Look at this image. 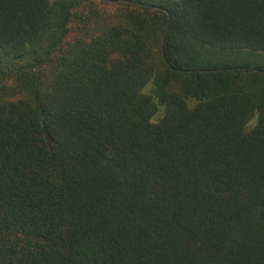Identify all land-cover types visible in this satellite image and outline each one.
Instances as JSON below:
<instances>
[{"label": "trees", "instance_id": "obj_1", "mask_svg": "<svg viewBox=\"0 0 264 264\" xmlns=\"http://www.w3.org/2000/svg\"><path fill=\"white\" fill-rule=\"evenodd\" d=\"M0 264H264V0H0Z\"/></svg>", "mask_w": 264, "mask_h": 264}, {"label": "water", "instance_id": "obj_2", "mask_svg": "<svg viewBox=\"0 0 264 264\" xmlns=\"http://www.w3.org/2000/svg\"><path fill=\"white\" fill-rule=\"evenodd\" d=\"M167 27H168V24H167V26H166L165 35H166V32H167ZM164 40H165V37H164Z\"/></svg>", "mask_w": 264, "mask_h": 264}, {"label": "rangeland", "instance_id": "obj_3", "mask_svg": "<svg viewBox=\"0 0 264 264\" xmlns=\"http://www.w3.org/2000/svg\"><path fill=\"white\" fill-rule=\"evenodd\" d=\"M256 120V117L253 119V122Z\"/></svg>", "mask_w": 264, "mask_h": 264}]
</instances>
